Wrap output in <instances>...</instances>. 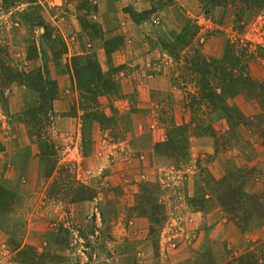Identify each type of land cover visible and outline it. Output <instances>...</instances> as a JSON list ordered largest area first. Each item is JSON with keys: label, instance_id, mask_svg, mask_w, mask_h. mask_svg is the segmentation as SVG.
Returning <instances> with one entry per match:
<instances>
[{"label": "rangeland", "instance_id": "rangeland-1", "mask_svg": "<svg viewBox=\"0 0 264 264\" xmlns=\"http://www.w3.org/2000/svg\"><path fill=\"white\" fill-rule=\"evenodd\" d=\"M243 18L198 0H0V264H209L264 251L262 223L192 202L206 174L234 165L254 168L248 192L264 185V139L221 108L187 107L198 82L185 59H219L228 42L255 52L248 73L264 83V12ZM188 21L198 32L174 58ZM31 71L56 85L50 112L20 75ZM225 102L254 122L262 111L244 94ZM170 129L173 146H158Z\"/></svg>", "mask_w": 264, "mask_h": 264}, {"label": "trees", "instance_id": "trees-1", "mask_svg": "<svg viewBox=\"0 0 264 264\" xmlns=\"http://www.w3.org/2000/svg\"><path fill=\"white\" fill-rule=\"evenodd\" d=\"M198 1L206 8V11L217 6H230L235 11V21L240 27L241 23L243 25L245 23L243 21L245 13L253 14L259 11L264 12V0ZM197 32V25L192 24L191 21H188L185 26L179 29L170 47V53L173 54L174 58H178L179 52L183 51L190 44ZM256 47L264 51L261 46L257 45ZM254 56L255 52L249 49V47L238 46L237 43L228 42L224 47L222 57L219 59H205L198 56L190 60L185 59L186 65L183 67V70L192 75H196L194 80L198 82L196 94L193 93L190 95L187 107L195 115L197 110L200 109L199 106L205 107L209 113H213L221 108L225 113L226 122L231 127L239 123H244L254 129L264 139V83L254 79L248 73V62ZM20 75L32 79L36 86V91L40 92V98H42L41 94H43V90L45 91L44 96H47V98L42 104L47 105L46 110L50 112L51 101L55 97V83L47 79L43 81L38 71H31L29 74L21 73ZM109 84L110 82L107 81V87ZM238 94H244L260 104L262 111L257 115L256 122L243 116L237 107L226 105L225 100L227 97H234ZM38 110L40 108H31L26 111L28 116L25 122L30 127H33L38 121ZM192 121H195L194 117ZM202 122L199 121L198 124L196 123L194 129L198 132L203 131L210 136H215L212 126L209 124L203 125ZM187 126L185 125L179 128L185 131ZM172 131L173 129L169 130L167 140L158 144V146H173L175 141L172 136ZM186 136L181 138L184 143H186ZM214 145L216 149L219 147L217 140L214 141ZM253 175V167L247 168V166L235 165L226 170L219 178L206 174L202 179L203 183L200 185L199 195L194 197L192 202L195 207L202 211L214 206L219 207L226 218L238 226L244 227L252 220H257L264 225V185L258 192H248L245 189L246 182ZM87 198V196L81 194L78 200ZM143 208L145 209V207ZM143 208H141L143 215H147L150 209H152L150 208L148 211V209L144 210ZM147 217L150 221L158 222L152 213H149ZM209 264H264V251L257 249L247 250L238 255H230L221 263L215 262L213 256H211Z\"/></svg>", "mask_w": 264, "mask_h": 264}]
</instances>
